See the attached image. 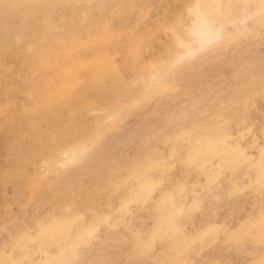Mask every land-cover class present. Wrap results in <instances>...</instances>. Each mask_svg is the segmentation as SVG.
I'll use <instances>...</instances> for the list:
<instances>
[{"label":"bare ground","instance_id":"bare-ground-1","mask_svg":"<svg viewBox=\"0 0 264 264\" xmlns=\"http://www.w3.org/2000/svg\"><path fill=\"white\" fill-rule=\"evenodd\" d=\"M160 2L0 0V69L9 64L6 57L21 66L16 91L24 99L17 107L20 117L14 112L0 115V145L23 149L27 140L33 145V140L41 139L33 134L43 124L49 137V143L33 152L36 159L25 166L33 188L41 192L36 209L26 205L16 219L12 201L2 189L0 264H260L264 260L260 225L264 198L258 183L264 128L261 135L253 129L248 137L232 138L230 130L238 121L235 118L231 124L228 116L223 117L221 101L204 121L193 119V108L163 110L161 128L167 135L154 139L170 137L174 145L186 141L182 155L175 148L165 154L154 144L142 152L133 150L136 154L123 161L103 160L107 154L100 141L115 134L128 113L146 105H151L152 114L163 112L159 107L174 94L192 64H207L230 46L235 52L243 48L257 53L245 62L255 83L264 86V56L258 46L264 40V0H183L174 6L176 11L168 10L167 19L158 17L164 3L152 13ZM202 27L219 39L202 46L203 36L198 35ZM182 45H191L197 54L177 63L185 51ZM123 52L124 58L119 57ZM239 71L245 75L247 69ZM226 92L228 87H223L216 96ZM60 115L68 116V127H60ZM255 116L238 117L254 128ZM18 164L16 171L23 168ZM247 164L254 166L252 173L241 171ZM227 166L231 173L222 170ZM62 184L66 187L61 189ZM113 188H121L114 192L115 202ZM48 195L55 201L46 199ZM227 196L233 198L225 202L228 212L222 218L218 208L224 205H216ZM197 211L202 212L200 226L187 228ZM242 212L244 216L233 218ZM148 218L153 222L148 224Z\"/></svg>","mask_w":264,"mask_h":264},{"label":"rangeland","instance_id":"rangeland-1","mask_svg":"<svg viewBox=\"0 0 264 264\" xmlns=\"http://www.w3.org/2000/svg\"><path fill=\"white\" fill-rule=\"evenodd\" d=\"M168 2H170V3H168ZM182 2H183V0H168V1L167 0H161L160 4H158V7H157V4L153 5L152 13L154 12L153 14H156L157 10H155V9L160 8V6L164 3L165 4V5L163 4L165 6L164 9H161L162 11L158 10V12L162 16L159 15L158 17H164L167 19V18H169L166 16V14H168V10L170 12H172L171 10H173V12L176 11L178 6ZM170 6H173V8ZM174 6H176L177 8L175 7L176 8L175 9ZM168 16L171 17L172 15H168ZM258 46H259V50H261V54L264 56V50H263L264 49V40L261 41L260 44H258ZM230 48L231 49H228L226 51H221V53L218 56L212 58L209 61V63H207V64H204V65H202L200 63L192 64L189 67L188 73H186L177 82L176 90H175L174 94H169L165 99L166 102L164 100V103H166V104L163 105L164 104L163 103V104H161L162 106L159 105L160 109L162 107V109L161 110L159 109V110L163 111L165 108H166V110H172V108H174V107H175V109H174L175 111L180 109L181 107L193 108V109H195L193 115H196L195 117L192 115V117H194L193 119H195L197 121L198 120L204 121L205 115L212 114L213 110L216 109L215 103L217 101H221V104L223 107L221 106L219 108H220V110H222V108H223V110H222L223 117H225L227 120V116H228L229 120H227V121H229V122L232 121V122H230L231 124L234 123L235 118H236V121H238V124L234 123V125H233L234 127L230 130L234 134V136L232 138L248 137V135L251 133L250 131L251 130L253 131V129L254 130L256 129L257 130V131L255 130L256 133L261 135L262 129L264 128V103H263L264 102V86L261 84L257 85L255 83V80L253 79L254 78L253 73L250 70L249 65L246 63L247 61L245 62V60H248V58H250V56L255 57L257 53L251 52L252 53V55H251V53L249 51H245V50H243V48L239 49L236 52L233 51V48H234L233 46H230ZM230 50H232V51H230ZM119 57L124 58V52L122 54H120ZM7 58L8 57H6V60H4V61H5V63H9V64L6 65V68L0 69V115L3 113L14 112L15 113L14 115L16 117H20L19 115H21V110H20L21 108L20 109H18V108L24 104V99H23L22 94L19 93L18 90L16 91V89H18L19 84L17 82L21 78L20 74H22V72L20 73L21 66L18 65L17 62L11 61L10 58H8V60H7ZM199 64H200V66H199ZM15 65H16V67H15ZM241 68H242V70H243V68L247 69V72L245 73V75H244V71H241V72L239 71V70H241ZM215 72L217 75L215 74ZM219 73H221V76L219 75ZM18 76H19V78H18ZM225 77L227 80L225 79ZM131 79H132V76H131ZM224 80H225V82H223ZM228 82H229V84H227ZM188 87H191V89ZM223 87H228L229 92H226L225 94H220V96L217 97L216 94ZM216 89H217V92H216ZM234 91H236L237 94H232V93H234ZM191 93H193V94H191ZM20 96H21V99H20ZM17 97H18V99H17ZM171 98H173V99H171ZM94 99H98V97H95ZM168 99H171V100L167 101ZM12 102H13V105H12ZM150 107H151V105H146V106H143L141 109H133L124 118L123 122L121 123L120 129L118 131H116L115 134L109 135L100 141V143H99L100 149L104 152L106 150V154H107L106 157H104V159H103V160H105V162H109V161L111 162L112 159H118L117 162L120 160L123 161L127 155L132 154V156H133L134 155L133 153H135L136 151L142 152L154 144L161 146L162 151L165 154L170 153V151H172L174 148L177 150V152H176L177 155L183 154L185 147H186V141H181L177 145H174L172 143V141H170L172 139L170 137H168V140H163L161 142L154 139V138H157V136L160 137L161 135L162 136L167 135L166 134L167 129L161 128V120L166 117V113L164 112L166 110H164L163 112H160V113L152 114V113H150ZM12 108L13 109L16 108V110L15 109L13 110ZM202 109H207L205 114L202 113L203 112V111H201ZM258 109H261V110H258ZM200 112H201V114H200ZM141 114H143V116ZM243 114H245V115H243ZM255 114L257 117L255 116L256 125L254 126V128H253V126L248 127L249 125L247 126V124H246L247 122H244V123L242 122V119L244 117L247 120L248 118H251V117L254 118ZM138 115H139V117H138ZM232 115L235 117H232ZM65 116L60 115L59 123L61 122L60 123L61 128L65 127V126L68 127L70 124L68 116L67 115H65ZM238 116L242 119L240 120V118ZM201 118H203V119H201ZM137 119H139V120H137ZM63 120L64 121L66 120V121L64 122ZM239 120L241 121L240 123H239ZM39 126H41V125H39ZM42 127L43 128L40 129L42 131L37 130L36 134H35V132L33 134V136L38 137V135H39L41 137V139L38 138L39 139V141H37L38 143L35 140H33L32 141L33 145H31L30 141L26 139L27 141L25 144L28 143L29 145L27 144L26 148L24 147L25 146L24 145L23 149L18 148L16 146H14L16 149L14 147L10 148L6 144L0 145V163L2 164V165L0 164V166L6 167V168L0 167V184H1L0 185V196H1V193L3 190H5L8 193V196H9L8 198H10L12 201L11 208H12V211L14 212L16 219H18V217H19L18 214H20V213H18V212L20 209L26 208L27 206H29L31 210L36 209V207H37L36 203L38 201L36 199H38V197L41 193L39 188H33L31 181H30V177L25 170V166L27 165L28 161H29L28 163H30L31 161H34L36 159L34 153L36 154L39 150H41L42 146H45L47 144V142L49 143V137L45 136V134L47 135V133H48L46 130V127L44 126V124L42 125ZM244 127H246V128H244ZM241 128H242V130H241ZM42 133H44V134H42ZM42 136H44L43 138L45 140H42ZM117 136L119 137L120 140L117 138ZM124 136H125V138H124ZM118 141H121V142H118ZM135 142H136V144H135ZM261 142H264V139H261ZM14 143H15V141H14ZM34 144L36 146H34ZM27 148H28V150H27ZM12 149L14 151L17 150L15 153L13 151L14 155L16 154L17 157L13 156ZM20 149H22V151L26 149L25 150L26 153H24V154L20 153L21 155H19V152H22ZM133 150L134 151L136 150V151L134 152ZM160 150H161V148H160ZM257 150L258 149L254 150V152ZM25 151H23V152H25ZM8 152L11 153V155L13 157ZM29 154H31V155H29ZM8 155H10V156H8ZM256 155H257V153H254V156H256ZM10 157H12L11 158L13 160L12 163H11V161H9V160H11ZM2 158H3V160H2ZM13 158H15V159L18 158V159H16V161H15V159H13ZM25 159H28V160L25 161ZM19 160L22 162H20ZM7 161H9V163ZM14 162H17V163H14ZM4 163L7 164V166L9 164L10 165L7 167L4 165ZM18 163H21V166L23 164V166H22L23 168H22V170L20 168H18V170L16 171L15 165L17 166ZM96 163H98V162L97 161L95 162L94 168L96 169V172L99 173L101 166H99V164H96ZM91 165H92V162H91ZM21 166H20V164H18V167H21ZM178 166H179V164L176 163L174 170ZM227 167H226L227 169L223 168L222 170L226 174L231 173L233 171V169L230 166H227ZM11 170L12 171L14 170L13 172L16 171V173L20 172L19 175L16 174V175H18V177L15 174L11 173L10 172ZM247 170L248 171L251 170L250 172L252 173V171H254V166H249L247 164L245 167H243V169L241 171H243V173L244 172L247 173L248 172ZM21 171H22V174H21ZM236 171H238V170H236ZM250 172H248V173H250ZM10 173H11V175H8ZM23 173H25V174H23ZM20 175L22 176V178L20 177ZM85 177H86L85 179H89L88 177H90V175H86ZM10 178H12V180H14V181H12ZM3 182H4V184H3ZM58 187H60L62 189V188H65L66 185L62 184V185H59ZM200 188H201V186L198 185L197 189L200 190ZM70 189L71 188L68 187L66 189V192L69 191ZM120 189L119 188L111 189L110 194L113 197L112 200H114V202H115V198L117 197V195L115 193L119 192ZM36 193H38V194H36ZM232 198H233V196H227V197L219 200V202H217L218 203L216 205L217 207H221L222 205H224L221 208H218L219 209V217L221 216V214L223 216H225L224 213L226 214L228 212V210H226L228 207L226 206L227 204H225V202H227L229 199L231 200ZM46 199H49L51 203L53 201H55V198L50 197L49 195L46 197ZM223 201H224V204H222ZM197 213H198L199 217H198V215H196ZM244 214H245V212L236 213L233 215V216L236 215V217H233V218H236L238 220L239 215H240V217H242V216H244ZM201 216H202V212L197 211L195 213V216L193 217L192 222H191L192 224L188 223L187 228L191 229L194 227H199L201 224V220H200ZM236 219L232 220L233 223H235ZM237 220H236V222H237ZM146 221L148 222V224H150L153 222V219L148 218ZM194 223H195V225L197 223L198 226L197 225L195 226ZM150 227H151V225H150ZM245 260H246V258L244 259V261ZM114 264H127V262L122 261V262H116Z\"/></svg>","mask_w":264,"mask_h":264},{"label":"snow or ice","instance_id":"snow-or-ice-1","mask_svg":"<svg viewBox=\"0 0 264 264\" xmlns=\"http://www.w3.org/2000/svg\"><path fill=\"white\" fill-rule=\"evenodd\" d=\"M198 35L203 36L202 40V46L204 43H212L215 39H219L218 34H213L212 31L206 27H202L198 29ZM184 47L185 51L177 58V63H182L183 61L190 59L194 57L197 54V49L193 48L191 45H182ZM219 145L216 146L218 148ZM215 149L212 147L209 148V152L214 153ZM259 186H260V192L262 195V198H264V150H262V161H261V175L258 180ZM260 225L262 228H264V204H262V212H261V218H260ZM92 235V233H89V237Z\"/></svg>","mask_w":264,"mask_h":264},{"label":"clouds","instance_id":"clouds-1","mask_svg":"<svg viewBox=\"0 0 264 264\" xmlns=\"http://www.w3.org/2000/svg\"><path fill=\"white\" fill-rule=\"evenodd\" d=\"M260 264H264V260H262V261L260 262Z\"/></svg>","mask_w":264,"mask_h":264}]
</instances>
